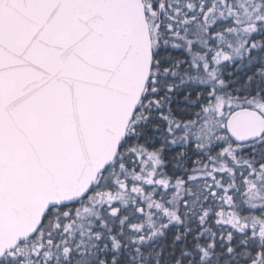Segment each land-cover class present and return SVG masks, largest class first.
Instances as JSON below:
<instances>
[{
  "label": "snow or ice",
  "instance_id": "snow-or-ice-1",
  "mask_svg": "<svg viewBox=\"0 0 264 264\" xmlns=\"http://www.w3.org/2000/svg\"><path fill=\"white\" fill-rule=\"evenodd\" d=\"M0 264H264V0H0Z\"/></svg>",
  "mask_w": 264,
  "mask_h": 264
}]
</instances>
